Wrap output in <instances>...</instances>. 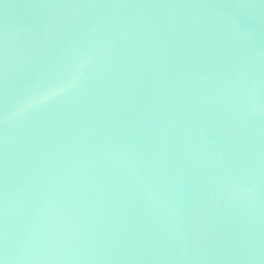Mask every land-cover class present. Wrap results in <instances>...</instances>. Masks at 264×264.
<instances>
[{
    "label": "water",
    "instance_id": "1",
    "mask_svg": "<svg viewBox=\"0 0 264 264\" xmlns=\"http://www.w3.org/2000/svg\"><path fill=\"white\" fill-rule=\"evenodd\" d=\"M0 264H264V0H0Z\"/></svg>",
    "mask_w": 264,
    "mask_h": 264
}]
</instances>
